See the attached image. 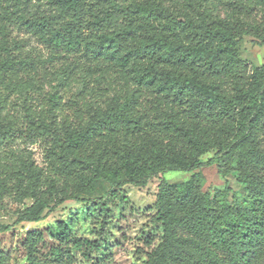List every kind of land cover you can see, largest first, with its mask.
<instances>
[{"label":"trees","instance_id":"obj_1","mask_svg":"<svg viewBox=\"0 0 264 264\" xmlns=\"http://www.w3.org/2000/svg\"><path fill=\"white\" fill-rule=\"evenodd\" d=\"M33 1L10 4L20 8ZM45 1L55 12L50 17H18L30 32L55 52H84L100 66L117 68L134 86L154 93L160 104L185 106L195 126L175 120L160 124L161 132L176 137L180 145L140 138V145L118 148L123 138L143 132L134 115L136 96L115 102L92 124L73 129L49 124L45 113L11 119L0 100V147L40 144L52 177L49 181L44 167L28 155L15 157L5 167L0 208L5 199L33 204L15 212L14 225L1 224L0 235L21 223L42 222L45 210L78 201L93 192L98 181L111 186L109 200L130 204L127 185L145 189L150 179L167 172L216 166L227 181L214 196L203 192L200 171L179 184L161 179L152 221L156 229L146 233L149 251L141 253L146 256L144 264H264V65L251 66L241 57L246 37L264 46V0H223L248 19L213 23L188 17L170 21V10L157 0ZM255 12L261 23L253 17ZM9 14L15 12L5 15ZM1 47L6 50L8 42L3 40ZM3 65L25 62L15 58ZM102 138L114 145L103 153L97 147ZM211 150L214 156L201 162ZM228 178L241 190H234ZM103 209L109 213L107 203ZM87 215L96 224L103 220L102 228L94 231L103 236L108 215L101 219L102 210L97 208ZM49 232L59 242L49 259L38 256L42 233L27 234L28 264H74L77 253L90 261L102 250L98 239L81 238L68 224L58 223Z\"/></svg>","mask_w":264,"mask_h":264},{"label":"rangeland","instance_id":"obj_2","mask_svg":"<svg viewBox=\"0 0 264 264\" xmlns=\"http://www.w3.org/2000/svg\"><path fill=\"white\" fill-rule=\"evenodd\" d=\"M12 0H4L0 10V100L6 107L5 112L11 119L22 121L28 115L45 113L48 123L64 128H79L92 124L95 117L112 109L116 103H124L126 97L136 96L139 104L135 110V118L144 127L143 132L130 135L118 142V148L124 145H140L141 139L148 143L166 145L181 142L174 136L163 133L159 129L161 123L177 121L194 127L192 114L185 106L172 102L159 103L156 95L144 89H139L129 81L127 74L107 64L103 66L90 60L84 52L78 54H60L47 46L40 35L30 32L18 17H50L55 12L45 0H34L20 8H13ZM163 4L172 15V19L188 17L193 21H245L247 15L234 11L228 2L223 0H157ZM132 0L128 1L130 4ZM17 10V11H16ZM5 15L6 13H13ZM253 17L261 23V16L255 12ZM6 40L9 47L4 50L2 41ZM253 39L246 37L241 47L242 59L251 66L264 65V46L252 43ZM23 60L25 65L5 67V61ZM116 102V103H115ZM141 138V139H140ZM143 141V140H142ZM114 147L108 138L98 140L97 147L101 153L106 147ZM215 150L208 151L200 158L201 162L209 161ZM21 155L33 160L36 165L44 167L48 180L52 177L47 170L50 163L46 159L44 149L40 144L24 145L20 143L0 147V184L3 182L5 167ZM200 171L204 177L203 192L212 196L226 186L216 166L206 167L194 172H167L161 178L153 177L145 189L131 185L125 187L130 204L119 200H109L106 196L111 186L106 181H98L93 192L79 196L78 201H68L52 212L45 210L46 218L40 223H21L13 229L0 235V263L28 264L25 241L30 232H39L43 240L39 243L38 256L49 259L59 242L51 237L49 229L56 228L58 223L73 227L81 238L99 240L102 250L93 254L86 261L77 253L74 264H144L145 254L149 249L145 245L146 233H154L153 219L156 215V198L161 179L169 184H179L188 181L191 176ZM234 190H241L234 179L228 178ZM9 182V180H8ZM60 186V184L58 183ZM231 197V195H230ZM107 203L109 213L106 214L103 204ZM33 204L5 199L0 208V225H14L17 221L16 211L24 210ZM102 210V216L108 215L103 236L97 237L94 231L101 229L103 220L96 224V219H90L95 209ZM88 210L89 213H88ZM100 217L98 214L96 215ZM97 227L96 229H94ZM157 242H155L156 244Z\"/></svg>","mask_w":264,"mask_h":264}]
</instances>
